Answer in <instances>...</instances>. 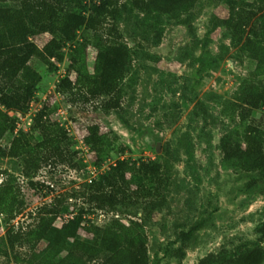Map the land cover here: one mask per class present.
<instances>
[{
	"label": "trees",
	"instance_id": "1",
	"mask_svg": "<svg viewBox=\"0 0 264 264\" xmlns=\"http://www.w3.org/2000/svg\"><path fill=\"white\" fill-rule=\"evenodd\" d=\"M221 1L227 6L224 31L232 45L252 62L253 69L230 98L219 101V115L235 124L224 127L219 148L223 165L249 175L250 187L264 182V118L254 115L257 109L264 111V0H255L250 7L236 0ZM202 4L203 0H0V141L6 139V131L15 130L17 118L10 112L26 115L42 80L31 60L37 58L49 70H56L65 60L66 48L71 49L70 62L56 83V93L69 106H92L129 124L123 113V99L133 86L135 63L160 61L161 57L151 53L147 44L161 43L163 18L193 33ZM82 29L89 31L90 38L75 45ZM44 35L47 39L40 45L38 41ZM89 46L94 50L91 66ZM204 54L196 57L194 49L184 50L178 60L204 64ZM55 109L48 98L32 118L31 133L20 130L6 145H0V158L18 159L22 176L32 187H45L35 180L42 169L67 166L80 170L88 166L81 151L72 148L74 137L52 117ZM193 116L203 120L205 143L211 146L213 136L207 127L216 124L220 116L201 101L196 103ZM103 128L96 120L81 130V139L97 168L103 167L113 152L125 151L118 144V134ZM160 156L153 162L120 157L98 177L88 179L77 195L88 207L82 205L62 226L56 224L67 210L61 197L38 208L33 224H11L22 213L24 201L18 198L14 175L9 174L0 183V212L9 224L0 239V264H10L9 260L14 264H160L157 255L151 260L146 226L155 213L166 207L169 194L180 187L175 162L185 156L190 177L196 186L202 182L195 142L189 133H183L175 147L167 143ZM187 193L186 204L192 206V189ZM134 208L142 211L140 217H126V222L119 218L121 209ZM96 211L117 215L105 225H96L87 217ZM188 219L183 224L187 228L176 235L179 245L165 249L166 256L178 261L196 246L200 231L214 225V212L205 210L195 220L189 214ZM84 223H88L87 237L81 233ZM256 233L255 241L232 248L223 246L196 264H264V221ZM22 249L27 251L23 253Z\"/></svg>",
	"mask_w": 264,
	"mask_h": 264
},
{
	"label": "rangeland",
	"instance_id": "2",
	"mask_svg": "<svg viewBox=\"0 0 264 264\" xmlns=\"http://www.w3.org/2000/svg\"><path fill=\"white\" fill-rule=\"evenodd\" d=\"M236 1L250 7L255 0ZM202 5V10L193 23V33L188 27L163 18L165 31L161 43L158 46L147 44L151 53L161 57L160 61L154 63L140 60L135 63V80L123 99V113L129 124H125L112 113L106 115L96 111L92 106H69L66 99L56 93V83L65 75L70 62V48H66L65 60L58 64L56 70H49L37 58L31 60V65L41 73L42 80L29 112L26 115L10 112V115L17 118L15 130L6 131V139L0 141V145H6L20 130L31 133L34 114L43 102L51 98V105L56 108L52 117L74 137L75 144L72 148L81 151L80 156L88 166L80 170L67 166L42 169L35 180L44 183L45 187H32L22 176L18 159L0 158V183L9 174L14 175L15 185L19 190L18 198L24 201L22 213L11 224L25 227L33 224L38 208L50 203L55 197H61L67 210L61 219L58 218L56 224L62 226L65 220L85 205L77 195L88 179L98 177L109 164L120 157L134 161H159L162 149L167 143L175 147L178 138L183 133H189L195 142V157L202 182L196 186L190 177L185 156L175 162L174 173L180 187L169 194L166 207L155 213L146 226L151 260L157 255L160 264H196L200 258L217 252L223 246L232 248L239 243L256 240V228L264 221V182L247 186L249 175L224 166L219 148L220 137L225 132L224 127L235 125L219 115V101L233 95L240 82L253 69V64L239 47L232 45L224 31L222 22L227 14L226 3L221 0H203ZM86 37L90 38V33L82 29L75 45ZM46 39L47 35H44L38 42L42 45ZM196 41L200 42L193 47ZM205 44L206 47H203ZM193 49L196 57L205 53L204 64L192 62L190 59L178 60L182 51ZM214 58H218V61L211 62ZM93 61L94 50L89 46L90 66ZM200 101L215 116H220L216 124L207 127V131L213 136L212 145L209 147L205 143L206 136L202 133L203 120L200 116H193L195 105ZM254 115L264 118V111L257 109ZM96 120L104 125V130L110 128L115 131L119 136V146L125 149L122 154L113 152L101 168L92 164L89 148L81 139L83 125ZM188 189H192V206L186 204ZM205 210L214 212V225L200 231L196 246L187 250L182 261L166 256L167 247L179 245L176 235L181 229L187 228L183 226L190 219L187 220V216L190 214L191 219L195 220ZM141 213L140 209L134 208L121 209L117 214L126 222V217L138 218ZM117 214L106 215L96 211L87 217L93 224L105 225ZM4 217L0 212V239L9 226ZM87 225L88 223H84L81 230L84 237H87ZM26 251L22 249L23 253ZM2 261L0 252V263ZM9 263L14 264L10 260Z\"/></svg>",
	"mask_w": 264,
	"mask_h": 264
},
{
	"label": "built area",
	"instance_id": "3",
	"mask_svg": "<svg viewBox=\"0 0 264 264\" xmlns=\"http://www.w3.org/2000/svg\"><path fill=\"white\" fill-rule=\"evenodd\" d=\"M61 219V217H59Z\"/></svg>",
	"mask_w": 264,
	"mask_h": 264
}]
</instances>
